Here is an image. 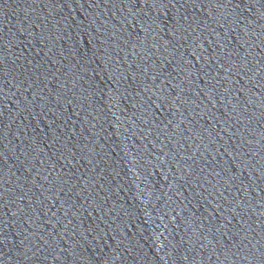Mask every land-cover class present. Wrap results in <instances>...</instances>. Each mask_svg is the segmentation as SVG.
<instances>
[{
  "label": "water",
  "instance_id": "95a60500",
  "mask_svg": "<svg viewBox=\"0 0 264 264\" xmlns=\"http://www.w3.org/2000/svg\"><path fill=\"white\" fill-rule=\"evenodd\" d=\"M0 264H264V0H0Z\"/></svg>",
  "mask_w": 264,
  "mask_h": 264
}]
</instances>
